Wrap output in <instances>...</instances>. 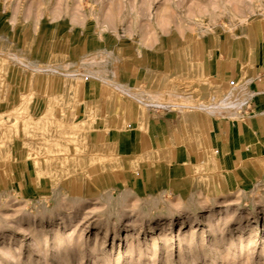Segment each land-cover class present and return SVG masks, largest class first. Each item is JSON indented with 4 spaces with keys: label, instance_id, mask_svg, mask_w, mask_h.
Segmentation results:
<instances>
[{
    "label": "rangeland",
    "instance_id": "1",
    "mask_svg": "<svg viewBox=\"0 0 264 264\" xmlns=\"http://www.w3.org/2000/svg\"><path fill=\"white\" fill-rule=\"evenodd\" d=\"M255 15L264 0H0V264H264V184L209 177L140 195L89 132L151 97L116 90L100 109L75 98L87 77L126 86L120 62L154 52L143 36L214 41ZM173 82L168 95L200 110V94L191 104L179 89L190 81ZM72 123L83 130L60 129Z\"/></svg>",
    "mask_w": 264,
    "mask_h": 264
},
{
    "label": "crops",
    "instance_id": "2",
    "mask_svg": "<svg viewBox=\"0 0 264 264\" xmlns=\"http://www.w3.org/2000/svg\"><path fill=\"white\" fill-rule=\"evenodd\" d=\"M241 23L228 35L200 43L162 40L155 33L143 36V45L154 52L120 62L126 85L122 87L148 95L152 104L125 120L110 112L107 128L90 131L89 138L126 164L127 186L136 193L181 192L189 180L209 177L223 185L264 184V15L244 17ZM163 41L167 53L162 52ZM180 78L190 81L179 89L191 104L200 94L204 105L210 93L225 94L234 83L246 82L254 93V113L240 122L227 113L191 109L194 105H186V98L179 101L168 95L177 91L173 80ZM101 83L100 78L87 77L75 92L76 106L112 105L109 95L116 94L115 86ZM44 86L47 92L49 85ZM55 86L56 95L69 91L65 79Z\"/></svg>",
    "mask_w": 264,
    "mask_h": 264
},
{
    "label": "built area",
    "instance_id": "3",
    "mask_svg": "<svg viewBox=\"0 0 264 264\" xmlns=\"http://www.w3.org/2000/svg\"><path fill=\"white\" fill-rule=\"evenodd\" d=\"M127 97H132V91L125 87H115ZM210 96V95H209ZM209 98V97H208ZM219 101L215 97H211L209 104H201L198 109L217 113L218 115L227 113L228 118L232 121H245L248 116L254 113V93H252L246 82H236L230 86L229 91L219 97ZM210 99V100H211ZM217 103L215 104V102Z\"/></svg>",
    "mask_w": 264,
    "mask_h": 264
},
{
    "label": "bare ground",
    "instance_id": "4",
    "mask_svg": "<svg viewBox=\"0 0 264 264\" xmlns=\"http://www.w3.org/2000/svg\"><path fill=\"white\" fill-rule=\"evenodd\" d=\"M61 125H60V129L64 128V132L67 135H73V134H76V133L81 132L83 130V127H82L83 124L81 125L80 123H72V124H69L68 126L66 125L67 127L66 126L65 127H61ZM84 129H86V128H84ZM83 134H82V136H83Z\"/></svg>",
    "mask_w": 264,
    "mask_h": 264
}]
</instances>
